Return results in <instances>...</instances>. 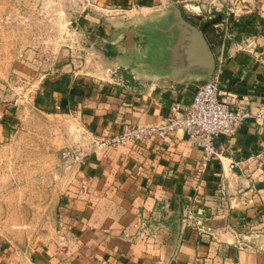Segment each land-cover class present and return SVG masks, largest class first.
Wrapping results in <instances>:
<instances>
[{
  "label": "crops",
  "instance_id": "crops-1",
  "mask_svg": "<svg viewBox=\"0 0 264 264\" xmlns=\"http://www.w3.org/2000/svg\"><path fill=\"white\" fill-rule=\"evenodd\" d=\"M93 1L97 16L82 21L104 45L96 52L107 64L42 75L34 96L39 110L64 116L74 129L107 134L156 123L172 105L189 104L196 85L210 77L177 57L174 7L194 26L212 24L203 35L214 58H224L219 98L252 113L264 107V0ZM227 11L233 37L221 49ZM13 111L0 102V149L12 135ZM214 145L225 154L204 174L196 170L200 149L179 129L95 152L73 171L60 165L43 213L34 205L39 222L23 224L16 236L2 226L0 264H264L263 123L248 118ZM196 184L194 202L211 234L183 221Z\"/></svg>",
  "mask_w": 264,
  "mask_h": 264
},
{
  "label": "rangeland",
  "instance_id": "rangeland-1",
  "mask_svg": "<svg viewBox=\"0 0 264 264\" xmlns=\"http://www.w3.org/2000/svg\"><path fill=\"white\" fill-rule=\"evenodd\" d=\"M93 2L0 0V102L10 103L15 115L12 135L0 149V233L5 224L16 236L23 224L39 222L34 205L41 214L47 207L53 173L60 165L76 169L61 163V152L80 146L84 130L36 108L34 96L39 78L57 68L77 71L107 64V57L96 52L104 45L84 28L85 16H97Z\"/></svg>",
  "mask_w": 264,
  "mask_h": 264
},
{
  "label": "built area",
  "instance_id": "built-area-1",
  "mask_svg": "<svg viewBox=\"0 0 264 264\" xmlns=\"http://www.w3.org/2000/svg\"><path fill=\"white\" fill-rule=\"evenodd\" d=\"M225 13L222 21L221 49L232 39ZM224 58L222 53L215 58V67L211 77L196 85V90L189 104L181 106L176 103L170 107L169 113L160 121L151 124L129 123L117 132L98 134L92 130H84V139L80 146L66 148L61 152V163L65 167L78 168L93 153L105 149L116 148L127 143H140L148 139H164L174 130H182L188 141L197 146L201 155L196 170L204 174L213 158H221L226 147H215L214 139L219 135L230 138L234 135L238 123L248 119H260L264 126V107L255 113L244 105L232 107L227 101L219 98V81L223 72ZM86 143V144H85ZM264 163V158L263 161ZM53 179L57 177L52 175ZM200 184L193 187V203L183 207L182 217L185 225L201 233H212L207 224L208 217L203 209L194 201L199 200ZM240 244V242H239Z\"/></svg>",
  "mask_w": 264,
  "mask_h": 264
},
{
  "label": "water",
  "instance_id": "water-1",
  "mask_svg": "<svg viewBox=\"0 0 264 264\" xmlns=\"http://www.w3.org/2000/svg\"><path fill=\"white\" fill-rule=\"evenodd\" d=\"M174 12L176 24L181 29L180 39L174 47V50L180 52L177 57L183 64L185 63L187 69L205 70L208 77H211L215 67V58L203 35L207 23L199 28L187 22L178 7H174ZM215 20L218 22L220 16Z\"/></svg>",
  "mask_w": 264,
  "mask_h": 264
},
{
  "label": "trees",
  "instance_id": "trees-1",
  "mask_svg": "<svg viewBox=\"0 0 264 264\" xmlns=\"http://www.w3.org/2000/svg\"><path fill=\"white\" fill-rule=\"evenodd\" d=\"M192 21V20H191ZM204 25V23H201L200 24V27L201 26H203ZM213 30V28H212V24L210 23V24H207L206 26H205V28H204V30H203V32H209V31H212Z\"/></svg>",
  "mask_w": 264,
  "mask_h": 264
}]
</instances>
